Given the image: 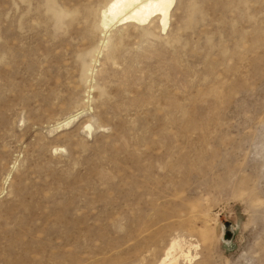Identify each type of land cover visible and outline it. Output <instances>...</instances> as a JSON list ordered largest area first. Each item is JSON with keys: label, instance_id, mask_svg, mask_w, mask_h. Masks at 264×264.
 <instances>
[{"label": "rangeland", "instance_id": "obj_1", "mask_svg": "<svg viewBox=\"0 0 264 264\" xmlns=\"http://www.w3.org/2000/svg\"><path fill=\"white\" fill-rule=\"evenodd\" d=\"M103 5L0 0V264H264V0Z\"/></svg>", "mask_w": 264, "mask_h": 264}, {"label": "bare ground", "instance_id": "obj_2", "mask_svg": "<svg viewBox=\"0 0 264 264\" xmlns=\"http://www.w3.org/2000/svg\"><path fill=\"white\" fill-rule=\"evenodd\" d=\"M175 5L176 0H104V5L101 7L98 16L96 15L98 19L91 16L90 12H87L84 16L78 19V22L82 18L84 19V34H90L92 30L94 31L96 29L97 31H101V33L103 32L104 34H107L108 31L116 25L134 24L143 26L151 23L152 21L157 22L159 29L166 31L168 29L169 21ZM56 11L53 12L55 13L53 15H55V18L57 17V22L68 15L66 10L65 13L64 11H61V9ZM72 12L73 11L70 13ZM74 12L77 13V11ZM88 21L90 24H88ZM106 45L107 44L104 46ZM92 70V65L90 66L84 62L82 68L80 69V81L83 80L87 83L92 77ZM59 86L61 89L70 87L69 84L66 85L67 87H64L65 83L63 81H60ZM87 127L90 129L92 126L88 124ZM224 238L230 239L225 236ZM181 256H185L186 258L189 257L188 254H184L182 251L179 241L175 240L167 247L164 256L156 264H179V258Z\"/></svg>", "mask_w": 264, "mask_h": 264}, {"label": "water", "instance_id": "obj_3", "mask_svg": "<svg viewBox=\"0 0 264 264\" xmlns=\"http://www.w3.org/2000/svg\"><path fill=\"white\" fill-rule=\"evenodd\" d=\"M229 236H230V232L226 231V237L229 238Z\"/></svg>", "mask_w": 264, "mask_h": 264}]
</instances>
